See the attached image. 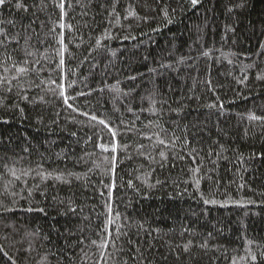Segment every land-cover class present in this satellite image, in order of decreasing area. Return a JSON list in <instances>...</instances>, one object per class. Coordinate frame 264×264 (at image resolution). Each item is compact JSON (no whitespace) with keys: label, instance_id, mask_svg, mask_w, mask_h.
Listing matches in <instances>:
<instances>
[{"label":"trees","instance_id":"16d2710c","mask_svg":"<svg viewBox=\"0 0 264 264\" xmlns=\"http://www.w3.org/2000/svg\"><path fill=\"white\" fill-rule=\"evenodd\" d=\"M0 264H264V0L0 5Z\"/></svg>","mask_w":264,"mask_h":264},{"label":"snow or ice","instance_id":"6c2138e0","mask_svg":"<svg viewBox=\"0 0 264 264\" xmlns=\"http://www.w3.org/2000/svg\"><path fill=\"white\" fill-rule=\"evenodd\" d=\"M5 2H6V0H0V5L5 4ZM191 3H192L193 5H195V4L197 3V0H191ZM17 7H20V5L18 4ZM165 15H167V13H165ZM19 71L23 72V71H25V69H24V68H20ZM254 118H255V117H254ZM93 119H95V117H93ZM101 123H104V122L101 121ZM161 155H163V153H162ZM211 202H212V203H215V201H211ZM205 203H209V201L206 200ZM253 259H255V257H254Z\"/></svg>","mask_w":264,"mask_h":264}]
</instances>
